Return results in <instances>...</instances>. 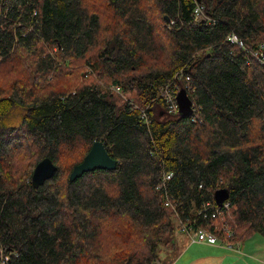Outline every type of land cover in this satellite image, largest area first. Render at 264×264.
Instances as JSON below:
<instances>
[{
  "label": "trees",
  "instance_id": "obj_1",
  "mask_svg": "<svg viewBox=\"0 0 264 264\" xmlns=\"http://www.w3.org/2000/svg\"><path fill=\"white\" fill-rule=\"evenodd\" d=\"M197 3L210 19H195ZM261 45L264 0H0L7 264H154L179 231L158 189L168 172L186 210L228 190L230 206L204 226L264 236ZM188 76L196 111L186 117L162 89L177 94ZM95 140L117 167L71 181ZM45 157L58 169L35 188Z\"/></svg>",
  "mask_w": 264,
  "mask_h": 264
},
{
  "label": "built area",
  "instance_id": "obj_2",
  "mask_svg": "<svg viewBox=\"0 0 264 264\" xmlns=\"http://www.w3.org/2000/svg\"><path fill=\"white\" fill-rule=\"evenodd\" d=\"M195 19H205L209 16L204 11V6L200 3H197V6L194 10ZM210 19V18H209ZM174 24V21L169 23L170 26ZM229 40L232 42L238 43L241 46H244V42L238 37L236 33H231L229 35ZM252 54L259 59L261 63H264V45H261L260 48L254 50ZM177 78L183 77V71L181 70L177 75ZM187 83L185 88L189 94L191 88L190 77H186ZM174 87L178 88L175 84L170 83L166 84L162 89V95L169 107L170 112L179 111V105L177 101V92ZM116 91H120L119 87L115 88ZM196 107L193 102V114H195ZM143 117H147L146 113L143 114ZM195 120L194 117H192ZM173 177L172 172L164 173L161 182L158 185V189L163 191L165 205L171 207L175 213V219L179 226V231L185 234L189 240L193 243H204L214 246L226 247L238 252H241V240L236 238L234 230L229 226H218L214 225L213 229H210L204 226V221L207 219H215L221 214V208L229 207L230 202L226 200L222 206H218L215 199H207L203 201L200 206L191 204L186 210L182 205L177 202L173 196L170 195L167 188L168 181ZM10 255L6 252L4 247L0 244V264H7L9 261Z\"/></svg>",
  "mask_w": 264,
  "mask_h": 264
},
{
  "label": "rangeland",
  "instance_id": "obj_3",
  "mask_svg": "<svg viewBox=\"0 0 264 264\" xmlns=\"http://www.w3.org/2000/svg\"><path fill=\"white\" fill-rule=\"evenodd\" d=\"M131 96L133 97L132 94L126 95L127 98ZM243 240L241 252L222 246L219 251L213 252L206 246L190 242L185 234L176 230L162 244L159 259L154 264H264V236L253 233ZM191 245L194 246L188 251ZM200 246L209 253L199 249ZM215 256L221 259H216Z\"/></svg>",
  "mask_w": 264,
  "mask_h": 264
},
{
  "label": "water",
  "instance_id": "obj_4",
  "mask_svg": "<svg viewBox=\"0 0 264 264\" xmlns=\"http://www.w3.org/2000/svg\"><path fill=\"white\" fill-rule=\"evenodd\" d=\"M179 112L183 116H191L193 114V100L189 96L185 88H181L177 94ZM118 162L112 158L108 152L105 143L101 140H95L92 144L84 160L75 165L71 174L70 180L74 181L80 178L84 173L97 170L109 169L113 170L117 167ZM58 167L50 157H45L39 161L32 174V184L35 188L43 185L47 180L51 179ZM229 192L225 188L215 191L214 199L218 206H222L226 200H229Z\"/></svg>",
  "mask_w": 264,
  "mask_h": 264
},
{
  "label": "crops",
  "instance_id": "obj_5",
  "mask_svg": "<svg viewBox=\"0 0 264 264\" xmlns=\"http://www.w3.org/2000/svg\"><path fill=\"white\" fill-rule=\"evenodd\" d=\"M188 238V237H187ZM189 239V238H188ZM244 240H241V246L243 245V242ZM191 242V241H190ZM193 243V242H192ZM194 244H199V245H203V246H206L208 249H210L211 251L215 252V251H219V249H221V247L219 246H214V245H209V244H204V243H194ZM194 245H191L189 248H188V251L193 247ZM199 249H204L203 247H199ZM223 249V248H222ZM205 251H207L209 253V251L207 249H204ZM187 251V252H188ZM235 251V250H234ZM235 252H238V251H235ZM218 256H215V258L217 259ZM220 258V257H218ZM221 259V258H220ZM221 261V260H220ZM178 264V263H177Z\"/></svg>",
  "mask_w": 264,
  "mask_h": 264
},
{
  "label": "bare ground",
  "instance_id": "obj_6",
  "mask_svg": "<svg viewBox=\"0 0 264 264\" xmlns=\"http://www.w3.org/2000/svg\"><path fill=\"white\" fill-rule=\"evenodd\" d=\"M121 89V88H120ZM120 92V91H119Z\"/></svg>",
  "mask_w": 264,
  "mask_h": 264
}]
</instances>
